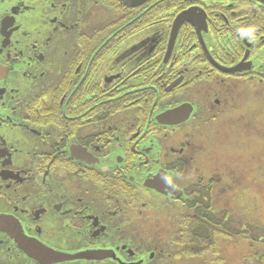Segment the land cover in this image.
Masks as SVG:
<instances>
[{"label": "flooded vegetation", "instance_id": "af4514ba", "mask_svg": "<svg viewBox=\"0 0 264 264\" xmlns=\"http://www.w3.org/2000/svg\"><path fill=\"white\" fill-rule=\"evenodd\" d=\"M263 210V3L0 0V264H264Z\"/></svg>", "mask_w": 264, "mask_h": 264}, {"label": "water", "instance_id": "95a60500", "mask_svg": "<svg viewBox=\"0 0 264 264\" xmlns=\"http://www.w3.org/2000/svg\"><path fill=\"white\" fill-rule=\"evenodd\" d=\"M259 3L264 4V0H254ZM0 233H3L8 237V235L13 239L14 241H17L18 246H20V239L21 237L16 234V232H8V218L0 215ZM20 248V247H19ZM21 249V248H20ZM23 252L25 255L36 258V256L39 254L37 251H35L31 245L23 244ZM37 260V259H36Z\"/></svg>", "mask_w": 264, "mask_h": 264}, {"label": "trees", "instance_id": "16d2710c", "mask_svg": "<svg viewBox=\"0 0 264 264\" xmlns=\"http://www.w3.org/2000/svg\"><path fill=\"white\" fill-rule=\"evenodd\" d=\"M194 224H195V227L194 228H192V227H190V229H198L197 227H196V224H197V222L196 221H194ZM239 224L240 225H242V224H244V222H239ZM208 227L207 226H205V229H207Z\"/></svg>", "mask_w": 264, "mask_h": 264}, {"label": "rangeland", "instance_id": "374dc122", "mask_svg": "<svg viewBox=\"0 0 264 264\" xmlns=\"http://www.w3.org/2000/svg\"><path fill=\"white\" fill-rule=\"evenodd\" d=\"M261 203H262V202H261ZM262 212H264V210H263Z\"/></svg>", "mask_w": 264, "mask_h": 264}]
</instances>
